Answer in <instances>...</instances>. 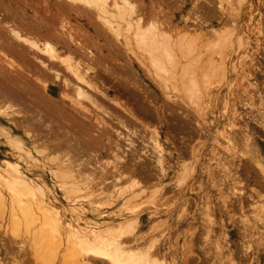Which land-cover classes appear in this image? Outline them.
<instances>
[{
    "label": "bare ground",
    "instance_id": "1",
    "mask_svg": "<svg viewBox=\"0 0 264 264\" xmlns=\"http://www.w3.org/2000/svg\"><path fill=\"white\" fill-rule=\"evenodd\" d=\"M2 1L3 0H0V12L2 10L4 13L0 15V117H2L6 123H12L14 128L22 130L21 132L25 133L27 138V143L31 145H25L21 139L13 137V134L4 133L7 143L10 145V151L6 152L0 159V214L7 215L6 222L8 228H6L5 234L10 233V239H7V241L9 240L11 242L8 243L12 246L15 243V246L18 243L26 241L37 253L39 251V255L52 252V250L59 251L65 248L70 253L67 259L70 261L67 263L65 260V264H156L152 256L146 253L147 251H139L138 249H134L131 245L130 239L132 238L133 240L135 238L131 231L135 229L137 219L128 220L124 223L121 222L120 224L116 223L117 225L96 222L95 219H97L98 216L92 219H85V217L82 216L84 211L81 212L79 211L80 209L77 208L81 202L77 204L78 202L74 199H72L74 201H71L70 211L65 210V207H63L65 211L62 210L61 206L56 203L57 198H55L52 193V187L50 188L44 178L35 171L36 160L37 158H41V155L38 153L39 151L36 152L35 148L46 143L45 147L48 148V152L58 155H55V159L51 160L55 162L54 164L46 165L48 168L47 174L60 193L65 196L66 200H70V198H67V195H74L75 198H84L88 196V198L95 199L99 198L98 196L102 193L108 192V190L111 191V189V192L114 193L113 195H117L118 197L123 193H133V191H137V189L141 190L138 191L143 193L145 190L140 189L139 179L136 180L142 175L138 174L139 176L136 178L132 174L133 171L138 172L139 170H131L130 167H124L123 165L126 162L124 159L127 154L126 151L135 152L134 148L137 144L134 145L132 142V140L135 139L133 137L138 136L141 132H139V130L143 129L147 131V128L141 127L142 129L136 130L134 125L131 124L132 121H123L124 118L122 119L121 115L119 116L121 113H119V111H124V115H127L128 118L134 117L130 112L131 108L127 109V106L123 108L121 103L119 104L117 100L110 98L108 93L101 87L102 83L100 84L98 82L100 77L98 76V72L101 73V71H99L98 68L100 60H97L98 54L96 55V51L102 53L100 49L103 44L106 45L104 47L110 49L116 47L117 50H122L127 63L130 61L131 63H129L132 64V66H134V62L137 63L139 70L146 74L154 85L165 92L164 96L167 100L172 102L177 98L183 97L191 104H195L200 100L203 93L207 91L215 75L214 63H217V69H222L223 59H218V62L211 54L207 57L205 56V58L203 57L205 60L203 61L202 55L204 52L201 49L203 46L196 47L198 43L193 45V43L187 42L185 36L176 37V33L172 34L170 31L167 32L168 30L166 31L164 29L163 23H161L158 18V11L153 10V7V9H150L152 4H148L151 10L150 12L147 6L142 4L144 3L143 0H45L46 8L48 7V10H52L54 18L59 22V25L56 23V25L54 24L56 27L59 26V29H54L55 26L53 27L52 25L54 20L51 21V24H49L50 22L47 23L39 20L40 26H36L38 31L36 30L35 33L30 30V25L33 23L30 25L26 24L25 21L28 20H24L20 15L19 18L17 10L12 13V11L7 8V5H4L5 2L3 3ZM24 1L26 2V0ZM24 1L21 0L20 3H24ZM32 3L35 4L34 2ZM40 3L44 4L43 1ZM38 4L35 5H37V7L40 5V7H43L42 4ZM16 7H18V5ZM27 7L31 8L33 6ZM18 8L17 9L20 10V7ZM37 9L38 8H36V11ZM30 10L33 11V8ZM152 10L157 14L152 12ZM21 11L24 12L23 10ZM32 13L34 15L36 12L34 11ZM21 14L24 15L23 13ZM43 14H45V12H43ZM42 15H39V17H42ZM66 15H70V17L73 16L75 20H83L87 30H91L93 35L88 34L87 31H80L83 32V35L79 30L75 32L70 24H68V18L65 19ZM218 34L219 32L216 35L214 34V37L216 36V43L212 48L219 47L220 50L217 51L216 54L222 55L221 49L225 46V38H220ZM101 42H103V44H101ZM117 52L122 54L120 51ZM106 53L108 54V51ZM114 62L116 63V60ZM127 63L125 62V64ZM117 64L120 65L121 63L117 62ZM130 64L129 66H131ZM129 69L126 70L132 71L134 68L131 70ZM113 70L105 66L102 71L105 75L108 74L111 77L115 72V70ZM132 75H130V77ZM110 77L108 79H111ZM49 80L53 82V85H55V83L59 84V86H57L59 89V98L55 99L52 97V90L50 91L51 87L46 84ZM123 81L127 83L125 79ZM22 82L30 86L28 87L23 84L29 89H26V87L24 89L22 86L20 87V83ZM130 86L134 85L130 83ZM248 86H253V84L249 81ZM69 91L73 93L74 98L69 96V93L68 95L66 94ZM255 91L257 92L256 95H259V92L257 90ZM25 93H34L35 95L31 94V97H28L30 101H28L27 97L24 96ZM98 96L101 97L103 100L102 102H98ZM103 102H106L107 105ZM84 103L91 109H88V106L85 108L83 105ZM131 110L134 109L132 108ZM243 110H247L248 112L242 111V109L238 111L235 106L231 107L229 110L228 127L230 134L228 136L225 135V133L220 134V140L214 139L213 146L210 149L207 171H205L208 177L206 180H210L211 185L223 196L224 204L226 203V198L231 193L234 194L237 189L235 181L233 180L232 167L235 166L240 156L244 158L245 155L235 144L236 140H234L232 136L234 134L241 135L243 132H248V114L257 116L259 122L264 125V97L259 96V98H250L245 104V107H243ZM105 118L110 122L108 123V120L106 121ZM139 121L141 122L140 119ZM113 124L120 127V129L122 128L125 131L124 134L118 131V129H115ZM130 124L132 128H130ZM56 125L58 126L54 127ZM5 127L9 126L5 125ZM69 129L70 133L67 132ZM155 129L156 128L152 130L153 132L150 135L149 141L152 145L153 152H155L154 154H156L154 165L160 172V177L162 179V177L166 175L164 163V153L166 152H164V148L160 144V134ZM94 130H97L98 134H94ZM62 131L64 133H62ZM108 131L114 132L117 136V141L115 140L114 145L112 143L105 144L106 146L111 145L110 150L112 151L108 149L109 152L121 151L122 154L118 152L121 154L120 156H113L114 158L112 157L113 159L110 164L112 166H109L112 169L107 167L108 171H105L106 173L104 172L106 177L109 178L111 176L107 175V172L110 175L112 174L113 176L111 178H113V180L111 179V181L108 182L107 180L109 178L107 179L104 177L99 179V182L95 181L98 179L96 175H94L95 177L89 176L93 175L91 173L88 176H86V174L83 175L84 170L82 173L81 169H83V167H81L79 163L83 162L82 164H85L90 158L95 157L90 153V146L94 148L100 145L101 148L103 141L107 142L108 140L109 142L111 140L108 139V135L111 134L108 133ZM106 132L108 138H104ZM145 133L143 132V134ZM105 139L107 140L105 141ZM119 140H123L127 147H121ZM111 142H114V140ZM112 145L115 147V151ZM47 150L45 149L43 151L47 152ZM131 152H128V156ZM193 152H195V150ZM31 153L35 155H31ZM24 155H29L27 158L28 160L24 159ZM122 155L125 156L122 158ZM134 155H136V153ZM84 156H88V159L84 160ZM128 159L129 158H127V160ZM130 159H132V157H130ZM251 159L264 173V162L256 156L251 157ZM42 161H44V159H42ZM131 163H133V159L130 161V164ZM183 164L181 163L179 166L180 174L178 175L179 177L177 176L179 184L193 172V167L189 168V166ZM138 165L141 166V164L138 163L136 168H139ZM84 167H86V165ZM143 168L142 166V169ZM101 169L105 170V168H100V171L98 170L99 173ZM111 170L112 172L110 173ZM114 171L115 173L113 174ZM130 171H132L131 174H129ZM142 171L140 168L141 174L143 173ZM99 173V177H102L103 171ZM145 177L147 179V176ZM105 182L108 183V185H105ZM124 186L125 188H123ZM133 197L135 198L136 196ZM131 198H129V200H131ZM124 203L127 204L125 201ZM204 203L203 210L206 211V219H208L206 223L213 224L211 223L213 216L210 217L208 214L210 210L209 206L206 205V202ZM207 204L209 203L207 202ZM255 216L256 223L261 225H259L261 231L259 232L262 235L264 234V200ZM209 235L208 237H210ZM2 246L0 247L2 248ZM4 246L6 249L8 248L7 245ZM217 249L218 246L216 247V250ZM218 250L220 251V248ZM14 251L16 252V250L10 251L11 255L7 253L9 254L8 256H13ZM7 252L9 251L7 250ZM228 264H234V260L232 259Z\"/></svg>",
    "mask_w": 264,
    "mask_h": 264
},
{
    "label": "rangeland",
    "instance_id": "2",
    "mask_svg": "<svg viewBox=\"0 0 264 264\" xmlns=\"http://www.w3.org/2000/svg\"><path fill=\"white\" fill-rule=\"evenodd\" d=\"M37 1L39 0H26L27 3L25 1L24 3H20L21 0H3L2 2H5L4 5H7V8L10 9L12 13L13 11L17 10V15L19 18L21 16L24 18V20H28L25 21L26 24L30 25L33 23L30 25L31 28L29 26L28 27L30 30H32V32L34 31V33L37 30L36 26H40V23L38 22L39 20L45 21L47 23L50 22L49 24H51V21L54 20L52 24L53 27L56 24L59 25V22L53 16L54 13H52V10H48V7L46 8L45 0H40L39 2ZM42 1L44 4L40 3ZM143 1L144 3L142 4L147 6L148 10L154 8L153 10L158 11L157 14L152 10V12L159 15L158 18L161 23H163L162 25L165 27L164 29L166 31L168 30L167 32L170 31L172 34L176 33V37L185 36L187 38V42H191L193 45L198 43L196 47L203 46V48H201L204 52L202 55L203 61H205V56L207 57L211 54L218 62L220 59H223L222 69H217V63H214L215 75L213 76L211 85L200 97V100H198L195 104H191L182 97L175 100L173 99L174 101H172V103L164 96L165 92L162 91L161 88H158L156 85H154L152 80L148 78L146 74L142 73L141 70H139L137 63L134 62V66L130 64L131 62L129 60L128 61L130 63H127L122 50H117L116 47L111 49L104 47L106 45L101 42L103 45H101L100 50L103 54L99 53V51H96V55L98 54L97 60H100L98 68L99 71H101V73L98 72V76H102L101 78L99 77L98 82L100 84L102 83L101 87L104 91H106V93H108L109 97L117 100L119 104L121 103L123 108L127 106V109H134H130V112L132 115H134V117L129 118L127 115H124V111V113L119 111V113H122L118 114L119 116L121 115L122 119L124 118L123 121L129 120L133 123L135 122L134 124L131 122V124L134 125L136 130L142 129L141 127L147 128V131L143 129L139 130V132L141 131L139 133L140 135L138 134V136H134L133 138L135 139L132 138L134 140H132V142L134 145L137 144V147L135 146L134 153L131 151H126V154L125 152L126 156L124 155V159L126 162L123 165L124 167H130L131 170H139L138 172L133 171V173L130 171L129 174L132 173L136 178L139 176L138 174L142 175L136 180L139 179V187L145 191L141 193L139 192L141 190L137 189V191L134 190L133 193H123L120 197H118L117 195H113L114 193L111 192V189V191L108 190V192L106 191L105 193H102L100 196H98L99 198L95 199L88 198V196L84 198H75L74 195H67V198H70V200H66L65 196L60 193L58 188H56L55 184L50 180V177L47 174L48 168L46 165L55 163L51 160L55 159L54 156L56 154L48 152V148L45 147L46 143L35 148L36 152L39 151L38 153L41 155V158H37L36 160L35 171L41 175L42 178H44L45 182L49 184L50 188L52 187V193L54 197L57 198L56 203L61 206L62 210H64L63 207H65V210L70 211L71 201L75 200L78 202L77 204L81 202L77 208L80 209L79 211L85 212L82 213V216L85 217V219H92L98 216V218L95 219L96 222L112 223L113 225H117L116 223L120 224L121 222L124 223L128 220L137 219L135 229L131 231L135 238H137L135 241V238L133 240L132 238L130 239L131 245L134 249H138L139 251H147L146 253H149L152 256V259L156 264H228L232 259L234 260V264H264V234L261 235L259 228L260 224L256 223L255 216L264 200V173L254 164V161L251 159V157L256 156L258 159L264 162V125L259 122L257 116L254 114H248V132H243L241 135L234 134L232 136L233 139L236 140V142L234 141L235 144L243 151L245 155L244 158L240 156L235 166L232 167L233 180L235 181L237 189L235 188L236 191L234 194L231 193L226 198L225 204L223 202V196H221L219 192H217L216 189L211 185L210 180H206L208 177L206 176L205 172L207 171V164L210 158V149L213 146L214 139L220 140V134L225 133L227 136L230 134L228 118L231 107L235 106L237 107L238 111L239 109L245 111L243 110V107H245V104L250 100V98H259V96L264 97V0H219L220 2L218 0ZM28 2L32 5H30ZM32 2L35 4L39 3L38 5L42 4L43 7H40L41 5L37 7V5L33 4ZM148 4H152L153 6L151 5L149 9ZM15 5H18L20 10H18L19 8ZM27 6L33 7L29 8ZM32 8L33 11L30 10ZM36 8H38L37 11ZM21 10H23L26 14ZM34 11L36 12L34 13V15L36 14L35 17L32 13ZM43 12L47 14L45 15ZM2 14L4 13L1 10L0 15ZM39 15H42V17H39ZM48 15L50 19L48 18ZM65 19L69 21L68 24H70L75 32L78 30L79 32L87 31L88 34L93 35L91 30H87L83 20H75L73 16L70 17V15H66ZM57 28L59 29V26L54 27V29ZM83 32L80 33L83 35ZM218 32L220 38H225V46L221 49L222 55L216 54V52L220 50L219 47L212 48L216 43V36L214 37V34L216 35ZM107 51L108 54L106 53ZM117 51H120L122 54H119ZM115 60L116 63L114 62ZM117 62L121 63L120 65H123L124 67L117 64ZM125 62L127 64H125ZM129 64L131 66H129ZM105 66L115 70L111 77L108 74L105 75L102 71ZM128 67L131 68L129 69ZM126 69H133L135 73L133 70L127 71ZM130 75L132 76L130 77ZM117 76L121 78H118ZM109 77L111 79H108ZM123 77L127 83L123 81ZM249 81L254 87L248 86ZM130 83L134 86H130ZM23 84V82L20 83V87L22 86V88L25 89V87L28 85L24 84L26 85L24 86ZM46 84L51 87L50 91L52 90V97L55 99L59 98V89L57 87L59 84L55 83V85H53L51 80H49ZM28 87H26V89ZM127 90L131 91L128 92ZM255 90L259 92V95H256L257 92ZM68 93L69 96L74 98V95L71 93V91L67 92L66 94L68 95ZM31 94L35 95L34 93L24 94L28 101H30L29 98L31 97ZM102 101L103 100L101 97L98 96V102ZM103 103L107 105L106 102ZM83 105L85 108L88 106L85 103ZM88 109L91 108L88 106ZM137 111L140 113L138 114ZM245 112L248 111L246 110ZM105 120L107 121L108 119L105 118ZM107 122L109 123L110 121L108 120ZM131 124L130 128H132ZM5 125L9 127H5ZM57 126L58 125L54 127ZM113 126H115V129H118V131H121L123 132L122 134H124L125 131L122 128L120 129V127H117V125L114 124ZM154 128H156L155 130L159 132L161 137L160 144L163 146L164 152H166L164 153L166 175L162 177V179L160 177V172L154 165L156 154H154L155 152H153L152 145L149 141V138L151 137L150 135ZM21 131L22 130L20 129L14 128L12 123H6L4 119L0 117V159L2 158L1 156L10 151V145L7 143L4 133L13 134V137L21 139L25 145L31 146L29 143H27L25 133ZM67 132L70 133V129ZM143 132L146 133L143 134ZM62 133L64 132L62 131ZM93 133L98 134V131L94 130ZM108 133H111L108 135L109 138L107 137V132L104 138L111 140L108 142V140L105 139L107 142H101L102 147L104 148H100V145L98 146V142V147L93 148L90 146V153L95 157L90 158V160L86 161L85 164H82L83 162L79 163L81 164L80 166L83 167V169H81L82 173L84 170L83 175L86 174V176H88L90 173L93 175L89 176L95 177L94 175H96L98 179L95 178V181L99 182V179L104 177L107 179L109 178L106 177L105 171H108V168H111L109 166H112L110 164L114 158L113 156H120L122 154L121 151H118L121 154L115 151V147L113 146L115 140L117 141L116 134L114 132L112 133V131H108ZM113 140L114 142H111ZM119 142L121 147H127L123 140H119ZM107 143L113 144L112 147L115 152H109L111 145L106 146L105 144ZM45 149L48 153L43 151ZM192 150H195V152ZM128 152H131L129 153V156ZM111 153L114 154L112 155ZM135 153L136 155H134ZM31 155L35 154L31 153ZM28 156L29 155H24L23 157L24 159H27ZM124 156L122 155V158ZM87 157L88 156H84L83 159L86 160L88 159ZM126 157L129 159L127 160ZM130 157L133 159V163H131L132 166L130 164V161L132 160ZM134 157L137 158L135 159ZM42 159H44V161H42ZM138 163L141 164V166L138 165L139 168H136ZM181 163L183 165L186 164L189 166V168L193 167V172L191 171L192 173H190L186 179L179 184L178 175L180 174L179 166ZM83 165H86V167ZM142 166L145 170L142 169ZM100 168H105V170L101 169L100 173L103 171L101 175L102 177H99L100 175H98V170L100 171ZM140 168L141 171L143 170L142 174L140 172ZM111 172L112 170L110 173ZM114 173L115 171L113 174ZM107 175L111 177L113 176L112 174H108V172ZM144 175L147 176V179ZM111 177L106 180L110 182L111 179L113 180ZM104 184L108 185L106 182ZM141 184L144 185L142 186ZM123 188H125V186ZM133 196L136 197L134 198ZM129 198H131V200H129ZM124 201L127 202V204L124 203ZM204 202H206V205L209 206L210 210L208 211V214L210 217L213 216L211 222L213 224L206 223L208 222V219H206V211L203 210L205 205ZM207 202L209 204H207ZM0 218V246L5 243L4 245H7L9 248L6 249L4 245L2 246L3 249L0 247V264H65L66 261L67 263L70 261L67 260L68 256H70V253L65 248H62L59 251L52 250V252L39 255V251L37 253L35 249H33L26 241L18 243L15 246L14 243L12 246L9 244L11 242L9 240L7 241V239H10V233L5 234L6 228H8L6 222L7 215L0 214ZM208 235L210 237H208ZM215 245L216 247L218 246V249L220 248V251L217 249V252ZM7 250L9 252H7ZM13 250H16L17 253L14 251V254L11 252L13 256H8L10 251Z\"/></svg>",
    "mask_w": 264,
    "mask_h": 264
}]
</instances>
